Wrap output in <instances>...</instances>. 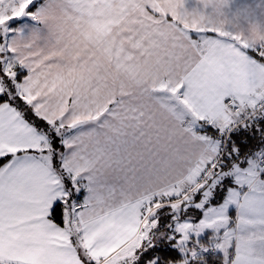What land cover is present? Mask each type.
<instances>
[{
	"label": "snow or ice",
	"instance_id": "1",
	"mask_svg": "<svg viewBox=\"0 0 264 264\" xmlns=\"http://www.w3.org/2000/svg\"><path fill=\"white\" fill-rule=\"evenodd\" d=\"M264 264V0H0V264Z\"/></svg>",
	"mask_w": 264,
	"mask_h": 264
},
{
	"label": "trees",
	"instance_id": "2",
	"mask_svg": "<svg viewBox=\"0 0 264 264\" xmlns=\"http://www.w3.org/2000/svg\"><path fill=\"white\" fill-rule=\"evenodd\" d=\"M214 261H215V264H220V262H219V259L218 258H214Z\"/></svg>",
	"mask_w": 264,
	"mask_h": 264
},
{
	"label": "crops",
	"instance_id": "3",
	"mask_svg": "<svg viewBox=\"0 0 264 264\" xmlns=\"http://www.w3.org/2000/svg\"><path fill=\"white\" fill-rule=\"evenodd\" d=\"M237 2H241V0H237Z\"/></svg>",
	"mask_w": 264,
	"mask_h": 264
},
{
	"label": "rangeland",
	"instance_id": "4",
	"mask_svg": "<svg viewBox=\"0 0 264 264\" xmlns=\"http://www.w3.org/2000/svg\"><path fill=\"white\" fill-rule=\"evenodd\" d=\"M215 258V257H214Z\"/></svg>",
	"mask_w": 264,
	"mask_h": 264
}]
</instances>
